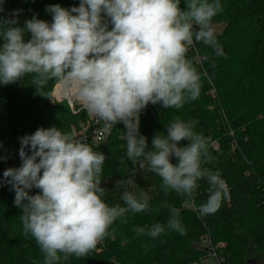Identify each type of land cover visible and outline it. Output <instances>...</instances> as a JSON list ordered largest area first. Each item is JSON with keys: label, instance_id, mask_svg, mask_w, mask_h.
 Masks as SVG:
<instances>
[{"label": "clouds", "instance_id": "clouds-1", "mask_svg": "<svg viewBox=\"0 0 264 264\" xmlns=\"http://www.w3.org/2000/svg\"><path fill=\"white\" fill-rule=\"evenodd\" d=\"M180 3L80 0L70 9L50 5L51 22L33 16L23 27L16 26L22 11L17 9L0 19V83L30 76L39 90L49 80L59 81L106 128L124 125L127 158L141 169L147 162L148 170L162 179L165 195L174 191L194 200L198 181L206 180L208 198L198 208L203 217L215 214L228 196L220 172L203 166L211 160L206 139L194 131L193 122L179 118L169 123L166 134L153 136L150 149L148 138L140 134V114L149 104L179 110L198 98L200 76L187 58L189 48L202 42L219 54L212 21L222 11L220 0H185V9ZM26 31L31 34L27 42ZM19 139L22 163L6 169L3 177L22 209L23 234L35 240L44 264L88 256L126 213L149 211L143 191L137 196L124 190L125 206H109L101 186L105 154L72 134L41 127ZM134 176L116 187L135 184ZM34 187L39 192L30 195ZM162 207L170 214L166 224L133 231L153 239L166 231L185 234L180 209L167 202Z\"/></svg>", "mask_w": 264, "mask_h": 264}, {"label": "trees", "instance_id": "trees-1", "mask_svg": "<svg viewBox=\"0 0 264 264\" xmlns=\"http://www.w3.org/2000/svg\"><path fill=\"white\" fill-rule=\"evenodd\" d=\"M79 3L80 0H3L0 19L9 18L19 9L22 11L16 26L23 27L33 16L51 22L52 15L46 10L50 5L70 9ZM220 3L222 11L212 21L225 24L222 32L215 34L219 54L202 42L194 43L187 53L200 76L198 98L187 101L179 110L156 104L151 112L140 116V134L148 138L150 149L153 136L166 134L172 120L193 122L194 131L206 139L211 156L203 166L220 172L228 196L215 214L202 217L198 208L208 198L206 180L198 181L194 200L174 191L165 195L162 179L148 170L147 162L141 169L127 158L122 139L124 125L117 123L104 140L86 142L106 156L101 177V186L106 189L103 199L109 206H125L121 198L124 190L137 196L143 191L149 197V211L126 213L88 256L69 257L59 264H201L207 258L213 260L210 264L264 261V0ZM180 7L186 8L185 0H181ZM30 38L26 31L25 41ZM196 56L201 59L200 64L195 61ZM57 82L49 80L39 90L32 85L30 76L8 85L0 83V264H44L35 240L23 234L22 209L14 204L15 192L4 182L3 173L22 163L20 157L16 159L20 137L41 127H56L71 134L72 127L86 119L83 111L73 114L66 101L51 103ZM211 88L216 91L215 97L209 93ZM171 162L176 164L177 158L172 157ZM133 172L135 184L116 187L118 181L127 180ZM38 192L35 187L29 190L30 195ZM165 202L180 209L185 234L166 231L155 239L137 235L134 227L147 229L157 222L167 223L170 214L162 207ZM205 235L212 246L223 244L216 248L218 263L202 243Z\"/></svg>", "mask_w": 264, "mask_h": 264}, {"label": "built area", "instance_id": "built-area-1", "mask_svg": "<svg viewBox=\"0 0 264 264\" xmlns=\"http://www.w3.org/2000/svg\"><path fill=\"white\" fill-rule=\"evenodd\" d=\"M195 61L197 63H201V59L196 56ZM57 84V83H56ZM55 88V86H54ZM53 88V91H54ZM52 91L50 101L52 104L58 103L61 101H66L69 109L73 114H78L83 111L86 114V119L79 121L77 125L73 126L71 129V134L74 138L80 140L81 142H90L97 143L104 140L110 133L111 128H106L102 121H98L94 118L87 110L83 107V105L76 99L71 98L68 94L64 92L63 87L60 88L57 94H54ZM211 91H214L212 89ZM213 93V92H211ZM155 108V105L149 104L140 114V116L146 115L147 112H151ZM16 159L19 160V155H16ZM228 189V188H227ZM202 243L207 245L209 248V254L215 259L218 263V257L216 254V248L222 247V243H218L216 246H212L210 243V239L207 235L202 238Z\"/></svg>", "mask_w": 264, "mask_h": 264}, {"label": "rangeland", "instance_id": "rangeland-1", "mask_svg": "<svg viewBox=\"0 0 264 264\" xmlns=\"http://www.w3.org/2000/svg\"><path fill=\"white\" fill-rule=\"evenodd\" d=\"M224 26H225V24H224L223 22L212 23V27H213V29H214L215 34H220V33L222 32V30L224 29ZM203 74L205 75V78H207V80H209V77L207 76V74H206L205 72H204ZM209 81H210V80H209ZM212 89H213V88H211V90H212ZM211 90L209 91L210 95H211L212 97H215V95H216V91H215V89H214V91H211ZM211 92H213V93H211ZM229 134H230V135H233V131H230ZM212 144L215 145V146H214L215 148H217V144H216V142H213ZM98 244H101V242L98 243ZM212 262H213V260H212L211 258H207L206 260H203V261L201 262V264H210V263H212ZM254 264H264V261L259 260V261H257V262H254Z\"/></svg>", "mask_w": 264, "mask_h": 264}, {"label": "bare ground", "instance_id": "bare-ground-1", "mask_svg": "<svg viewBox=\"0 0 264 264\" xmlns=\"http://www.w3.org/2000/svg\"><path fill=\"white\" fill-rule=\"evenodd\" d=\"M63 87L62 83H60L59 81L57 82V84L55 85V88H54V91L53 93L54 94H57L58 91H60V88Z\"/></svg>", "mask_w": 264, "mask_h": 264}]
</instances>
